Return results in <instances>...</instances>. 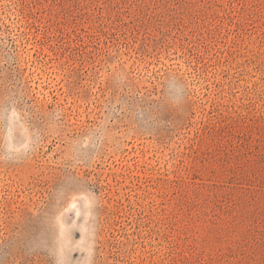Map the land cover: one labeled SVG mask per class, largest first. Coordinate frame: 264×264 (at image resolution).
I'll return each mask as SVG.
<instances>
[{
    "label": "rangeland",
    "instance_id": "374dc122",
    "mask_svg": "<svg viewBox=\"0 0 264 264\" xmlns=\"http://www.w3.org/2000/svg\"><path fill=\"white\" fill-rule=\"evenodd\" d=\"M0 264H264V0H0Z\"/></svg>",
    "mask_w": 264,
    "mask_h": 264
}]
</instances>
